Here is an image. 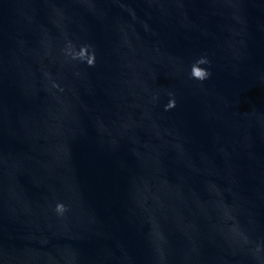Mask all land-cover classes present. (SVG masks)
<instances>
[{
  "label": "water",
  "instance_id": "95a60500",
  "mask_svg": "<svg viewBox=\"0 0 264 264\" xmlns=\"http://www.w3.org/2000/svg\"><path fill=\"white\" fill-rule=\"evenodd\" d=\"M0 264H264V0H0Z\"/></svg>",
  "mask_w": 264,
  "mask_h": 264
},
{
  "label": "clouds",
  "instance_id": "9594fccd",
  "mask_svg": "<svg viewBox=\"0 0 264 264\" xmlns=\"http://www.w3.org/2000/svg\"><path fill=\"white\" fill-rule=\"evenodd\" d=\"M68 47H69V52L67 54L71 56L72 60H78L82 63H85L88 67L94 66L95 53L94 51L91 50V47L89 45H86L84 48L79 49L78 52H72L71 45H69ZM207 63L208 61L205 58L198 59L191 66V71H190L191 78L201 82L207 79L210 73L206 69L200 67V65H205ZM174 107H175V100L169 99L168 103L165 105L164 110L168 111ZM55 211L58 214L63 215V213L66 211V208L62 203H57L55 206Z\"/></svg>",
  "mask_w": 264,
  "mask_h": 264
}]
</instances>
